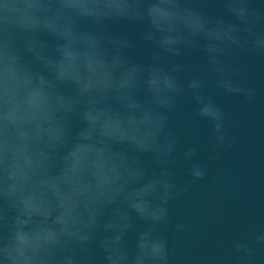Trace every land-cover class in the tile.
<instances>
[{
  "label": "clouds",
  "instance_id": "obj_1",
  "mask_svg": "<svg viewBox=\"0 0 264 264\" xmlns=\"http://www.w3.org/2000/svg\"><path fill=\"white\" fill-rule=\"evenodd\" d=\"M202 2L0 0V264H95L93 246L104 264H174L165 234L170 205L208 169L170 114L190 100L212 126L210 158L220 159L232 144L217 97L256 96L231 56L264 59V8L256 0H217L235 22L208 14ZM113 19L149 26L143 38L157 50L150 64L126 58L133 43L108 34ZM193 50L204 52L203 70L213 78L185 82L177 75L183 64L165 66ZM75 118L84 126L74 133ZM142 154L154 159L151 174ZM179 160L183 184L172 167ZM187 230L183 219L175 222L177 237ZM132 231L134 249L126 239ZM261 250L264 230L235 236L227 256L195 264H264Z\"/></svg>",
  "mask_w": 264,
  "mask_h": 264
},
{
  "label": "water",
  "instance_id": "obj_2",
  "mask_svg": "<svg viewBox=\"0 0 264 264\" xmlns=\"http://www.w3.org/2000/svg\"><path fill=\"white\" fill-rule=\"evenodd\" d=\"M254 6L264 8V0H256ZM199 7L214 17L235 22L217 0H203ZM106 23L109 35L132 41L133 47L124 53L130 62L142 65L152 62L157 50L143 38L149 27L146 23L126 19ZM82 27L94 31L96 26L86 22ZM49 43L54 44V41L49 39ZM231 58L242 67L244 81L255 86L256 96L253 101L237 96L217 97L226 113L232 144L219 152L220 159L210 158L215 143L212 126L195 115L190 100H182L170 114L177 135L185 143H194L200 148L201 159L208 169L207 179L195 182L183 198L170 205L172 226L165 234L174 246V264H195L201 258L227 256L229 241L233 237L241 234L253 236L254 231L264 230V59L239 51ZM177 63L185 66L184 71L177 73L182 81L194 76L213 78L203 70V51L193 50L183 57H170L165 66ZM139 97L145 99L147 94L140 92ZM83 126L79 118L72 122L74 133ZM140 158L151 174L156 168L152 155L142 154ZM172 167L176 181L186 182V163L179 160ZM180 219L188 230L186 236L177 237L174 225ZM136 227L142 228L143 222L137 221ZM136 236L137 232L132 231L126 238L130 249H134ZM91 254L95 264H104V253L99 247L93 246ZM258 255L264 257V250Z\"/></svg>",
  "mask_w": 264,
  "mask_h": 264
}]
</instances>
